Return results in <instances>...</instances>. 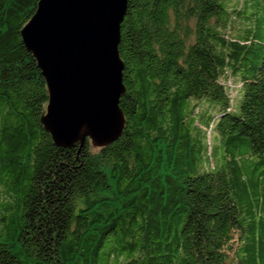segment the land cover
<instances>
[{
  "label": "trees",
  "instance_id": "1",
  "mask_svg": "<svg viewBox=\"0 0 264 264\" xmlns=\"http://www.w3.org/2000/svg\"><path fill=\"white\" fill-rule=\"evenodd\" d=\"M36 2L0 0V264H264V0H126L102 148L42 129Z\"/></svg>",
  "mask_w": 264,
  "mask_h": 264
},
{
  "label": "water",
  "instance_id": "2",
  "mask_svg": "<svg viewBox=\"0 0 264 264\" xmlns=\"http://www.w3.org/2000/svg\"><path fill=\"white\" fill-rule=\"evenodd\" d=\"M125 6L126 0H37L19 31L46 89L39 122L56 147L80 148L87 139L102 148L122 132L117 46Z\"/></svg>",
  "mask_w": 264,
  "mask_h": 264
},
{
  "label": "rangeland",
  "instance_id": "3",
  "mask_svg": "<svg viewBox=\"0 0 264 264\" xmlns=\"http://www.w3.org/2000/svg\"><path fill=\"white\" fill-rule=\"evenodd\" d=\"M222 84H224V86L226 87L227 89V93L229 95V99L230 101L232 102V104L236 101V98L238 96V87H239V84L237 82H235V80H232L231 78H227L225 81H221ZM190 100H193V99H190ZM207 105V104H206ZM197 105H195L196 107ZM211 107V106H210ZM205 109H208V108H202L200 109L198 115H194L193 117L195 118L196 122L194 123V125L198 126L199 130L198 132L199 133H196L194 132V135L195 136H198V139H199V142H200V148L203 149V144H205V135H206V145L209 146L210 144V137L208 134H209V131H205V135H203L204 133L202 132V128L200 126L201 125H205L206 123V120L209 116H211L212 112L210 109L208 110H205ZM197 121L199 124H197ZM203 143V144H202ZM208 147H207V157H208V154H209V151H208Z\"/></svg>",
  "mask_w": 264,
  "mask_h": 264
}]
</instances>
